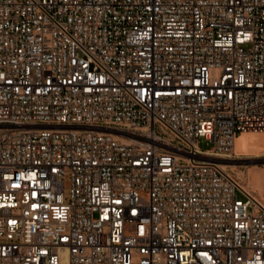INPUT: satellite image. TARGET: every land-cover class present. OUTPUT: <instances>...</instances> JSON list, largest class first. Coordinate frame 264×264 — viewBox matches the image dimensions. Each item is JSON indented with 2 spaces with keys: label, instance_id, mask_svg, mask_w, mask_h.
I'll return each instance as SVG.
<instances>
[{
  "label": "built area",
  "instance_id": "1",
  "mask_svg": "<svg viewBox=\"0 0 264 264\" xmlns=\"http://www.w3.org/2000/svg\"><path fill=\"white\" fill-rule=\"evenodd\" d=\"M248 132L264 0H0V264H264Z\"/></svg>",
  "mask_w": 264,
  "mask_h": 264
},
{
  "label": "rangeland",
  "instance_id": "2",
  "mask_svg": "<svg viewBox=\"0 0 264 264\" xmlns=\"http://www.w3.org/2000/svg\"><path fill=\"white\" fill-rule=\"evenodd\" d=\"M257 134H262L256 135V138H262L264 142V132ZM211 145L210 141L200 139L199 147L202 150L209 149ZM227 158H229V169L237 179L242 184L248 185L254 195L264 202V144L240 150L238 143L236 152Z\"/></svg>",
  "mask_w": 264,
  "mask_h": 264
},
{
  "label": "bare ground",
  "instance_id": "3",
  "mask_svg": "<svg viewBox=\"0 0 264 264\" xmlns=\"http://www.w3.org/2000/svg\"><path fill=\"white\" fill-rule=\"evenodd\" d=\"M257 133L256 132L243 133L240 137L237 138L235 145H234V148H233V152H236L238 143H239L240 150H246V149H249L250 146H255V145L257 146V145L264 144L262 138L261 139L256 138V135H262V134H257ZM228 159L229 158H226V161H225V164H227V165H228ZM242 185L247 191H249L250 193L253 194V196H255L254 193L249 189L248 185L247 186L244 184H242ZM257 199H259V198H257Z\"/></svg>",
  "mask_w": 264,
  "mask_h": 264
}]
</instances>
